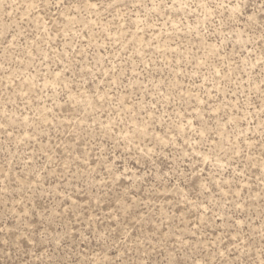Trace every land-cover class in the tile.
Returning <instances> with one entry per match:
<instances>
[{"label":"rangeland","instance_id":"1","mask_svg":"<svg viewBox=\"0 0 264 264\" xmlns=\"http://www.w3.org/2000/svg\"><path fill=\"white\" fill-rule=\"evenodd\" d=\"M0 264H264V0H0Z\"/></svg>","mask_w":264,"mask_h":264}]
</instances>
